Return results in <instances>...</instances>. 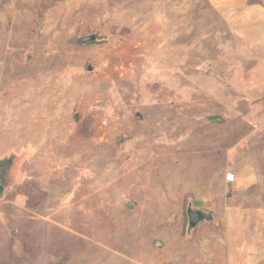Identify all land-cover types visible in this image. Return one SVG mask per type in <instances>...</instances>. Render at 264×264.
I'll list each match as a JSON object with an SVG mask.
<instances>
[{
    "label": "rangeland",
    "instance_id": "374dc122",
    "mask_svg": "<svg viewBox=\"0 0 264 264\" xmlns=\"http://www.w3.org/2000/svg\"><path fill=\"white\" fill-rule=\"evenodd\" d=\"M90 23L95 25L97 35L106 39L93 47L87 44L78 47L77 55L66 49L75 47L68 44L76 43V37L88 34ZM33 30H36L35 34ZM54 44H60L59 47L64 49L57 50ZM29 49H32L31 60L24 62ZM239 53L244 55L242 61L249 67V72H245L244 78H238L237 85L228 83L231 89L243 88L237 92L243 96L232 102L237 111H231L236 112L239 123H242L236 126H242L245 132L251 130V133L245 142L237 141V151L232 149L243 156L235 163L238 183L247 186L246 182L251 181L254 185L262 183L264 186V1L0 0V158L15 154L18 160L17 167L11 169V177L2 183L4 188L2 186L0 192V264H73L72 260L76 264H89L94 260L88 257L90 249L79 247L80 238L88 236L91 241V237L83 234L79 226L73 227V221L75 216L81 221V214L75 207L92 199L96 183L83 178L85 175L76 167L90 171L96 178H101L109 168L110 177L106 176L103 182L109 179L115 188L119 182L120 187L131 189V194H126L121 201L119 199L118 205H111L113 216L109 221V232L116 231L119 239L125 238L126 246L133 243L132 237L138 243L146 239L162 241L160 249L150 253L140 250L142 260L135 264H182L186 241L189 240L183 232L182 195L187 190L186 185H181L172 195L164 196L159 189H152L154 181L161 184L158 176L149 179L141 176V180L131 175L123 179L124 170L129 166L127 158H132L135 153L134 144L145 145L149 131L155 133L156 122L163 120L162 113L159 117L155 113L156 108L160 110L156 96L161 91L163 94L165 87L170 92L174 90L169 84V77L174 72L191 73L194 78L189 76L186 81L197 93L195 101L205 103L204 110L210 105L215 107L214 110L222 111L224 103L221 100L198 91L199 86L216 90L207 82L212 68L207 72L202 64L217 56V71L236 69L235 64L230 67L227 62L235 61L233 55ZM220 54L224 56L221 58ZM182 55L189 61L188 66H180ZM229 56L231 59H227ZM73 57L88 61L87 67L97 66L98 71L95 75L81 71L78 82L60 84L64 99L69 100L71 96L77 102L75 115L79 117V127L75 131L74 124L72 129L68 126L66 129L62 124L57 129L46 125L47 121L42 117L43 101L39 104L41 98H50V90L58 89L59 70L65 60ZM30 71L34 80H27ZM117 90L120 91L116 93L118 95H113L112 91ZM132 95L137 103L130 99ZM122 96L133 105L129 118L117 116V99ZM149 96L154 100H149ZM255 99L257 115L254 120L261 125L259 128L253 126L254 112L245 107ZM184 102L192 105V99ZM175 105L181 106L180 101H175ZM141 108L145 110L143 114ZM29 113L33 122L28 121ZM207 120L211 124L216 119ZM121 137L130 140L124 142ZM239 138L237 136L235 140ZM27 139L32 140L27 143ZM46 139L51 141L45 143ZM51 159L54 161H47ZM118 159L124 162L116 164ZM232 163L233 155L230 156ZM219 167L224 168L225 164ZM77 175L83 178L79 188L74 180ZM212 185L219 195L224 194L225 182L218 178ZM246 189L251 190L255 201H263L264 191L259 194L254 187ZM205 192L195 195L204 198ZM234 196L227 201L231 210L236 206ZM126 200L134 201L136 205L129 207ZM194 207L193 204L192 209H202ZM262 211L264 214V209ZM216 215L225 223L223 219L229 216V211L220 208ZM234 221L242 224L246 239L242 243L236 240L237 251L244 252L242 256L249 254L252 264H264V216H253L251 211L246 216L238 212ZM208 228L211 230L212 227ZM56 232L63 235L58 248L54 247L60 238ZM222 235L223 240L229 237L226 232ZM75 245L78 248L76 256ZM119 246L117 241L113 247L119 249ZM129 249L130 257H133L132 248ZM57 251L60 254L55 258ZM162 253L165 259L156 257Z\"/></svg>",
    "mask_w": 264,
    "mask_h": 264
},
{
    "label": "crops",
    "instance_id": "0c3cea01",
    "mask_svg": "<svg viewBox=\"0 0 264 264\" xmlns=\"http://www.w3.org/2000/svg\"><path fill=\"white\" fill-rule=\"evenodd\" d=\"M107 30L109 29L107 28ZM85 35L87 34H82V36H85ZM59 45L60 44H54L53 46L56 47L57 50H60ZM68 45L70 47L75 46L74 44L73 45L68 44ZM75 47L66 48V49H69V50L71 49L75 53L74 51L76 49ZM30 50L32 49H29L27 53L30 52ZM245 53L248 54L247 51H245ZM25 55L26 53H24V56ZM55 56L56 55H54V58ZM223 56L224 54L221 55V58ZM233 56L235 57V61H228L227 63L228 65H230V67L232 64H235L234 67H238V68L229 69V70L225 68L224 71L221 73H220V69H218V71L216 69V66L219 63L217 56L215 57L213 61L207 62L206 60L207 65L211 67L213 70L211 74H209L210 80H207V82H210L211 83L210 85L213 84L216 90L214 92L212 90L213 87L210 89L204 86H199L198 88V91H201L203 93H209L207 97L212 98V99L221 100L224 103L222 105L223 106L222 111L221 110L218 111L214 109L212 110L208 107V110H207L208 112L204 114V115L216 114L217 117H213L216 120L212 121L215 123L208 124V120H207L208 118L203 119V120H200V119L192 120L191 122H192L193 128L191 132L186 131V134L184 135V137L181 138L180 144L168 147L167 149L163 151H155V153L151 155V160L153 158L163 157L164 159L166 158L167 161L170 160L172 163L165 165V167H161V170H159V172H156L153 174L150 173L148 178H150L153 175L158 176L159 179L161 180V184L163 183L164 185L167 186L170 195L175 193V191H177V189L181 185H186L187 190L185 191V194L182 195L184 198L183 203L187 204L188 199L189 200L190 198L192 199V202L190 200L191 203L188 204L189 206L187 205V209L188 207L192 209V205L194 204L195 206L194 208H202V209H192V210H200L206 214L210 213L212 209L216 211V210H219L220 208H223L229 211V216L223 219L225 223L221 221L219 216L214 215V218L216 219L214 223L211 224L208 222H203L202 220L198 222V224L194 228H192L195 231H194L193 237L186 241L187 250L183 252L182 259L185 258V260H183L182 264H222L221 262L224 260L225 261L223 264H231L232 260H233V264H252L251 257L248 256L249 254L246 253L245 255L242 256V253L244 252L239 253L237 251V249L239 248V245H237L236 240L242 243V242H246V239L244 238V234H243L244 228L240 226L242 224L238 222L236 223L234 221V218L238 212L240 214L244 213V215L246 216L247 212H250V211L253 216L255 215L264 216V214H261L263 212L262 209H264L262 208V203L264 199H262L263 200L262 202L255 201L254 198L252 197L253 193L251 192V190L246 189L248 187H252V188L254 187L257 193L262 194L264 191V186L262 185V183H257V184L255 183L254 185V182L247 181L246 182V184H248L247 186H242L239 184L240 182L238 183L239 177L236 172L235 163L240 161L241 160L240 157L242 158L243 156L236 154L233 150L237 151L239 149L238 147H236L237 141L239 140L246 141V139H249V137L247 136L251 133L250 132L251 130H248V132H245L242 126H236L237 123H239L238 121L239 118L238 116L235 115L236 114L235 111H234L235 113L231 111V110L237 111L236 109L237 107H235V104L232 102H233V99H235L236 101L237 99L243 96L242 94L237 93L238 90L240 91L243 88H236V90H234L230 88V84H233L234 82L237 85L238 78H241V77L244 78L245 72L247 71L249 72V67L246 66L245 62L242 61L244 55L239 53L238 56L236 55H233ZM26 59L30 61L31 60L30 55L28 58L25 57V60L23 61L25 62ZM227 59H231V57L229 56L227 57ZM239 63H241V65ZM242 66H244V68H242ZM91 67L92 65L87 67V69H90ZM28 75L29 76L27 80L29 79L34 80V75L31 73V71L29 72ZM226 75L229 78H227ZM16 76H18V74H15V77ZM191 77L194 78L193 76ZM196 79L198 78L196 77ZM198 80L201 81L200 79ZM205 81H203L204 85H206ZM200 85H202L201 82H200ZM253 86L256 87L255 83L253 84ZM41 99L43 100V98ZM256 99H258V97ZM256 99L251 101V105L250 104L249 106L245 105V107L249 109L250 111L254 112V115L252 118V121H254L253 126L254 128H259L261 125L257 124V122L254 120L255 115H257L256 114L257 111H254V109L256 108ZM40 103L41 102L39 101V104ZM42 109H43L42 117H43V120L45 119L47 121L46 125L48 124L51 126H55L56 129L57 127L61 126L62 123H58L54 121L55 119H54L53 114L55 110V105L53 103L51 104L49 102H44L42 105ZM37 116H38V113H37ZM50 117H51L50 121H52L51 123H49ZM43 120L42 122L45 124V121ZM28 121L33 122L32 118L30 117V113L28 114ZM232 121L233 122L237 121V122L236 124H234ZM216 122L218 124H216ZM255 123H256V126H255ZM185 127L189 128L190 126L189 124H186ZM20 133L24 134L21 131ZM175 134L178 136V133H175ZM237 136H240V138L238 140H235ZM31 140L32 139H27L25 140V142L29 143ZM33 141L35 142V140ZM49 141L51 140L46 139L45 143H48ZM121 141L126 142L124 138ZM242 146L245 147L243 143H242ZM239 154H241V152ZM231 155H233L232 164H230ZM51 160H47V161L50 162ZM53 161L54 160H52L51 162ZM222 163L225 164L224 168L219 167V165L221 166ZM174 165H175L174 168H171L169 170L164 169L166 167H170ZM228 172H232L234 174L235 179L233 182H228L225 179V175ZM84 177L85 178L88 177L87 174ZM218 178L222 180V182H225V185H226L225 189H223L224 191L223 195H219V192L216 190L215 185H212L213 182L218 181ZM243 179L245 180V178ZM155 182H156V185L159 184L158 181H154L153 183ZM192 186L194 188H192ZM207 188H209V190ZM122 189L124 192V196L126 194H131L130 188L128 189L122 188ZM205 189H207L206 192H205ZM244 189H246V192H243ZM148 190H152V189H148ZM203 191L206 194L204 198L200 196L197 197V195H195L196 193L197 194L204 193ZM233 195H235L234 197H236V203H235L236 206L233 208V210H231V205H229L227 201L230 200L229 198H232ZM126 202L129 207L136 205V203L131 200H126ZM130 203H134V204L130 205ZM248 205H252V207L248 208L247 207ZM227 206H229L230 209L227 208ZM238 209H241V210L238 211ZM231 211H235V213L231 214L230 213ZM210 214L212 217V212ZM69 226L72 227V224H70ZM209 226L212 227L214 230H212V228L211 230H209L208 228ZM231 230H233L234 232H232ZM211 231H214L215 233L212 234L210 233ZM225 232L227 233V235H229V237L228 238L226 237L223 240L224 235H222V233H225ZM56 233L57 235L61 234V232H56ZM143 235H146V234H143ZM62 236L63 235H59L60 238L59 239L57 238V245H55L54 247L56 248L59 247V244H61L60 240ZM85 237L86 238H80L79 247H83V250H86V248L87 250L90 249V251H88L89 253L88 257L94 260L91 261V263L89 264H124L125 256L130 257V253H127V251H125L124 249L126 247L125 238L119 239V234H117L116 231L114 232L111 231L110 233L109 229H107L105 236L103 237V239L99 241L98 240L96 241L92 238H91V241H89L88 239L90 238L88 236H85ZM117 241H119L120 243L119 249L113 247L114 244L117 243ZM131 241L133 242L132 244H130L132 247V254H133L132 255L133 257H131L133 259L131 260L133 262H138V263L139 261L142 260V257L139 255L140 250H145V251L157 250V249H160L161 248L160 246L162 245V241L160 240L152 241V240L146 239V240H139V243L142 245L140 247L139 243L134 237L131 238ZM223 241L224 242L233 241L234 250H235L233 257H230V254L227 251L222 252L221 245H223ZM87 243H89L91 246L88 245ZM208 248H210V251H208ZM77 249H78L77 245H75L74 256H76L77 254V251H76ZM113 250H116V251H113ZM136 253L138 256H135ZM55 254H56L55 258H57V256L59 257L60 253L57 251ZM156 257L160 259H165V254L162 253ZM72 263L76 264L74 260H72Z\"/></svg>",
    "mask_w": 264,
    "mask_h": 264
},
{
    "label": "trees",
    "instance_id": "16d2710c",
    "mask_svg": "<svg viewBox=\"0 0 264 264\" xmlns=\"http://www.w3.org/2000/svg\"><path fill=\"white\" fill-rule=\"evenodd\" d=\"M104 11V10H103ZM102 11V13H103ZM103 16V14H102ZM102 24V22H101ZM102 26V25H101ZM95 25L93 23H90L89 26H87V30H88V34H94L95 35V39L88 41L86 43H83L81 41L82 39V35H80L79 37H76L74 39V45L76 46L75 51V55H77V49H79L78 47L82 48L85 44L89 45L90 47H93V44H98L101 43V41L105 40L106 38H104L103 36H99L97 35L98 33H96V29H95ZM36 30H33V33L35 34ZM87 34V35H88ZM108 42V41H106ZM73 45V44H72ZM60 49H64V48H60ZM30 52L27 53V58L29 57ZM76 58V56H75ZM75 58L73 57L72 60L67 59L64 61V66L61 67V69L59 70V75L57 77L58 81L60 83H57V87L56 90L53 92V90H50L51 92L48 93L50 94V98H45L43 97V100L41 99L40 102L43 101L44 102H49V103H53L55 105V110H54V121L58 122V123H62V125L64 127L67 126L71 128V126L74 124V131L76 129H78L79 127V117L77 118V116L75 115L78 111L76 109V99H71V96L69 98V100H65L64 97L62 96V88L60 84H66L70 81L76 83L78 82V78H79V74L82 71L87 72V73H91L92 75L97 74V66L92 65V67L90 69H87V66L89 64H86V60L84 59H79V60H75ZM184 61H186L187 63H184ZM198 62V61H197ZM192 63V60H191ZM179 64L180 66H188L189 61L186 59L185 56L182 55V59L179 58ZM198 64V63H197ZM204 67H206V71L208 72V69L210 68L209 66H207V62L205 61V64H202ZM211 73H208V75ZM172 76L174 78H172ZM172 76H170L169 78H171V82L169 83L170 85H172V87L174 88V90L172 92H170L168 90V87H165V92L162 94V91L159 95L156 96V98H158V102H159V106H160V110H158V108H156L155 113L157 115V117H159V114H163V120L157 121L156 122V132L155 133H150L149 131V135L147 137L148 141L147 143L144 145H139V144H134L136 149L132 158H127V162L129 164L128 167L125 168V172L123 173V175H125V177L123 179H126L128 177H130L131 175H136L137 178H140L142 180V178L144 179L146 177V179H149L148 176L150 173H156L159 172V170H161V167H165V165L172 163L170 160L167 161V159L163 158V157H157V158H153L151 160V155L155 153V151H163L165 149H167L168 147L180 144L181 142V138L184 137V135L186 134V131L191 132L192 130V120H203L206 118H213V117H217L216 114H211V115H204L206 112H208V108H205V110L203 109V104L205 105V103H201V101H195V94H197L193 88L188 85L186 79L190 76L191 77V73L189 75V73L185 74H180V73H176L174 72L172 74ZM195 76V75H194ZM180 78V79H178ZM177 81H180L179 83ZM173 82V84H172ZM176 84V86L174 85ZM189 87L191 89H189ZM51 89H53V87H51ZM108 91V90H107ZM113 95H118L116 93L120 92L117 90V92L112 91ZM200 93H202L201 91H199ZM107 99V97L105 98V100ZM130 99H133L136 103V98L135 95H132L130 97ZM175 99V100H174ZM179 99V100H178ZM192 99V105L188 104L187 102L183 103V101H187ZM104 100V101H105ZM149 100H154L152 99L151 96H149ZM175 101H180V105L181 106H176L175 105ZM100 102L103 103V100H101ZM135 102L133 103L134 106L136 107ZM153 102V101H152ZM174 107V108H173ZM210 109H215V107H210ZM217 108V107H216ZM142 111H140V113L145 112V110L143 108H141ZM133 110V105H131L129 102L126 101L125 98H118L117 99V106H116V112H117V116L119 118H125L126 117H130L129 111ZM219 111V110H218ZM143 114V113H142ZM219 116V115H218ZM69 118V119H68ZM51 120V117L49 119V121ZM53 120V119H52ZM68 121V123H66ZM52 121H50L49 123H51ZM114 123H117V121L114 120ZM186 124H189V128L185 127ZM147 129V128H146ZM148 130V129H147ZM178 133V136L175 133ZM69 133H71V131L69 130ZM137 138V136L135 137V139ZM134 139V140H135ZM130 138H125V141H129ZM133 141V139L131 140ZM135 142V141H134ZM117 144L118 141H117ZM121 145V144H119ZM118 145V146H119ZM132 152V153H133ZM130 153V155L132 154ZM17 156L14 154V156H9L8 157H2L0 158V173H1V177H0V183H1V187L4 185H2V183L5 180V178H8L9 176L11 177V169L14 167V169L17 167ZM162 158V159H161ZM119 162H116V164L122 163L124 161H122L121 159H118ZM51 162V161H50ZM125 163V164H126ZM4 167V168H3ZM3 168V169H2ZM76 169L81 170L79 168L76 167ZM116 169H117V165H116ZM138 169V170H137ZM166 169V168H164ZM84 175L87 174L88 177H86L87 179L89 178V180H93L96 184H95V189L91 194V200L87 201H83L81 202L77 207H75V210L79 211L81 214V221L78 220L77 216H75V221L74 222V226L76 228V226H79V229L82 230L83 234H87L89 235L92 239L94 240H101L103 239V237L105 236L106 230L109 229L110 230V225H109V221H112V216H113V209L111 207L112 204L114 205H118L119 203V199L120 201L122 200V198L124 197V192L122 187L119 186V182L116 183L118 185V188L113 187V184L109 183V179H107L106 181L103 182V179L107 176L108 178L110 177V171L109 168L108 170H106L104 173L101 174V178H96L93 173H90V171H83ZM82 173V175H83ZM142 176V178H141ZM93 177V178H92ZM123 176H119V178H122ZM235 177V176H234ZM85 178V177H83ZM82 176H75L74 181L75 182V186L76 188H79L81 186V181H82ZM14 179L18 180V178H16V176H14ZM123 179H121L123 181ZM121 182V181H120ZM15 183V182H13ZM154 184V188L155 190L160 191V193H162V195L167 196L169 195V191L166 185L162 184H157L156 182L153 183ZM8 186V185H7ZM159 187V188H156ZM0 192H2V189L0 190ZM189 200V199H188ZM117 201V202H116ZM161 206V205H160ZM184 209H183V213H184V230L183 232H185V234L187 236H189V239H191L193 237L194 231L195 230H187L188 228V214H187V204L183 203ZM159 207V205H158ZM212 217L210 219H204L203 222H208V223H214L216 221V219L214 218L215 215V210L212 209ZM214 212V213H213ZM82 223V224H81ZM86 225V226H85ZM109 226V227H108ZM85 229L88 230V232L85 231ZM193 231V232H192ZM232 232H234L233 230H231ZM229 240V239H228ZM93 245V244H92ZM222 249L224 251H227L230 254V257L234 256V245H233V241H228V242H224L223 241V245ZM131 245L128 244L124 249L125 251H127V253H130V248ZM132 248V247H131ZM148 253H150V251H147ZM127 255V254H126ZM223 256V254H222ZM132 258L129 256H125V260H124V264H135V262H133L131 260ZM225 261V260H224ZM224 261H222L221 263L223 264ZM137 264V263H136ZM233 264V260L232 263Z\"/></svg>",
    "mask_w": 264,
    "mask_h": 264
},
{
    "label": "water",
    "instance_id": "95a60500",
    "mask_svg": "<svg viewBox=\"0 0 264 264\" xmlns=\"http://www.w3.org/2000/svg\"><path fill=\"white\" fill-rule=\"evenodd\" d=\"M264 1V0H262ZM95 39V35L94 34H88L82 37L81 41L83 43H86L88 41L94 40ZM123 138H120V140H122ZM0 190H1V186H0ZM134 203H130V205H133ZM187 214H188V230H191L192 228H194L198 222L204 220V219H210L211 218V214L210 213H203L200 210H192L190 207H188L187 209Z\"/></svg>",
    "mask_w": 264,
    "mask_h": 264
},
{
    "label": "built area",
    "instance_id": "2783aa9c",
    "mask_svg": "<svg viewBox=\"0 0 264 264\" xmlns=\"http://www.w3.org/2000/svg\"><path fill=\"white\" fill-rule=\"evenodd\" d=\"M225 179L228 181V182H233L235 177H234V174L232 172H228L226 173L225 175Z\"/></svg>",
    "mask_w": 264,
    "mask_h": 264
}]
</instances>
